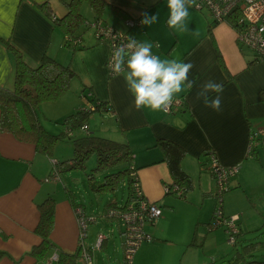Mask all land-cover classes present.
<instances>
[{
  "label": "crops",
  "instance_id": "crops-1",
  "mask_svg": "<svg viewBox=\"0 0 264 264\" xmlns=\"http://www.w3.org/2000/svg\"><path fill=\"white\" fill-rule=\"evenodd\" d=\"M67 1L0 0V85L12 87L14 83L15 59L6 43L9 39L31 63L37 64L44 54L49 53L61 62L70 63L76 73L71 81L70 94L68 90L58 100L43 102L52 103L42 104L48 110L47 118L61 121L60 116L65 114L60 113L62 108H68L65 111L67 114L77 110L84 102L82 94L85 91L110 102V110L98 112L102 118L94 127L91 120H94L95 112L92 113L89 128L91 131L98 130L100 135L128 142L144 195L162 207V215L151 223L153 226L146 224L152 239L139 245L132 264L149 262L152 255L147 257L153 254L152 250L157 245H176L179 251L180 246H185L192 225L189 245L201 246L208 231L215 229L207 225L216 206L215 180L207 168L208 149L216 153L223 165L240 164L238 173L230 178L229 189H234L223 194L222 208L226 215H240L239 234H242L243 226L249 223V214L244 206L247 202H243V207H229V203L237 197L245 201L248 197H257L261 205L259 211L264 210V197L258 193L259 190L264 193V146L259 145L249 151L250 133L264 128V58L254 60L253 52L237 43L235 28L228 20L214 22L207 10H198L193 5L189 8V31L178 34L167 24L168 0H105L99 15L84 0L80 11L87 20L89 16L83 11V4L94 19L99 16L106 23L130 31L138 41L152 42L153 54L161 59H177L193 64L189 79L195 84L191 91L178 95L184 98L179 110L170 113L149 109L138 111L124 76L110 75L108 71V44L92 34L88 36L85 27H80L76 33L81 38L80 43L75 48L68 45L62 26L41 6L45 3L52 10V15L61 17L69 9ZM143 12L149 16L156 14L158 22L151 26L126 24V19L130 17L142 19ZM194 32L199 35H193ZM219 52L231 77L218 60ZM208 80L223 85V92L219 94V111L206 107L202 99H197V92ZM216 95L210 93L212 98ZM159 137L172 139L186 150L181 163L193 178L194 186L185 196H178L176 201L171 198L173 193L166 190L172 182L169 166L162 160L161 147L154 145ZM54 152L53 156L42 154L33 143L0 130V251L4 252L0 264H53L57 259H52V256L59 255L60 249L77 251L80 247L77 206L92 217L84 238L88 247L95 243L98 232H104L110 225L108 232H104L107 237L100 248L93 250V256L96 250L108 247L109 239L117 236V230L124 255L122 221L115 217L114 222V218L106 214L109 207H104L100 217L89 213L85 205L76 200L62 173L59 178L52 177V159H59ZM48 195L56 198L54 227L50 233L56 247L43 259H37L30 250L41 241L40 235L35 232L40 218L38 203ZM177 203H187L185 208H191L183 214L185 226H181L182 221L176 220ZM200 223L207 229L202 234L204 238L201 237V242H198L197 227ZM94 228L97 229L94 231ZM223 231L227 234L224 228Z\"/></svg>",
  "mask_w": 264,
  "mask_h": 264
},
{
  "label": "trees",
  "instance_id": "trees-1",
  "mask_svg": "<svg viewBox=\"0 0 264 264\" xmlns=\"http://www.w3.org/2000/svg\"><path fill=\"white\" fill-rule=\"evenodd\" d=\"M83 1H67L69 7L67 13L61 17L56 16L54 19L62 26L66 37H80L76 33L87 21L80 11ZM87 1L99 15L105 0ZM41 6L53 18L52 10L45 3H42ZM229 22L232 24V20ZM6 43L14 55L15 72L12 87L0 85V130L9 131L20 140L33 143L38 152L48 156H53L54 147L59 140L69 137L73 142L74 153L69 159H57L55 166L58 172L61 174L67 170H85L88 159L95 154L96 164L91 171H86L89 187L99 194L111 193V197L104 207L108 208L119 204L121 207L126 206L134 198L133 151L127 141L96 134L89 128L92 113L110 110V102L93 96V94L88 96L87 101L93 103L94 107L87 106V101L84 100L77 110L62 119L61 123L65 129L53 133L42 123L39 108L43 102L60 99L70 89L71 81L76 76L74 69L70 63L61 62L49 53L44 54L37 64H33L12 41L7 39ZM66 43L70 45V40L66 39ZM73 46L77 47V43ZM218 60L228 72V76L231 77L232 74L220 52ZM79 131H83V133H78ZM154 145L161 147L162 160L166 161L169 166L172 177L169 186L171 187L175 183L182 190L180 194L171 189L167 192L175 193L181 197L185 196L186 192L194 186L193 178L183 169L181 163L186 155L185 148L180 143L165 137L157 138ZM121 186H126V196L119 203L116 192ZM55 205L56 198L53 195H48L38 203L40 218L35 232L40 235L41 241L30 250V253L37 259H43L56 247L50 239V233L54 227ZM74 205L77 204L74 202ZM213 217L214 211L211 221L207 223L210 228H216L213 226ZM256 246L255 241L250 242L245 245V251L252 252ZM3 253L0 251V257ZM58 254V259L53 264H78L83 259L81 246L75 252L60 249ZM241 258L243 256L239 252L236 260ZM256 262L262 264V261L256 260L245 264Z\"/></svg>",
  "mask_w": 264,
  "mask_h": 264
},
{
  "label": "built area",
  "instance_id": "built-area-1",
  "mask_svg": "<svg viewBox=\"0 0 264 264\" xmlns=\"http://www.w3.org/2000/svg\"><path fill=\"white\" fill-rule=\"evenodd\" d=\"M193 6L198 10H207L213 17L214 22L222 20H232L233 27L236 31L237 43L251 50L254 58H264V0H194ZM56 15H53V19ZM230 18V19H229ZM141 18H128L126 24L129 26L142 25ZM87 22V21H86ZM93 27L95 38L99 41L106 42L109 46V53L106 65L110 75H114L111 70L112 55L114 50L123 44H126L130 38H135L130 31L115 27L106 23L102 19H95L87 22ZM70 45L80 43V37H69ZM136 39V38H135ZM137 40V39H136ZM92 92L85 91L82 94L84 100L87 101L88 96ZM184 104L183 97H176L171 105L168 113L179 110ZM87 106L94 107L93 103L87 101ZM259 145L264 146V128H259L249 135V151L252 152ZM209 157L207 168L212 172L215 180V198L216 206L214 208L213 226L223 227L227 233L230 244H236L237 237L240 233L238 213L226 215L223 212V194L230 188V178L239 171V162L231 165H223L218 159L216 153L212 149L207 150ZM57 159H52L51 175L59 178L60 173L56 169ZM132 175L135 177L133 183L134 198L124 207L119 205L111 206L106 209V214L112 218H119L124 226V255L123 258L127 264H132L135 252L139 245L145 241L152 239V234L146 230V224L154 222L162 215V207L157 201L148 199L141 188L140 181L136 174V169L132 166ZM170 185V184H169ZM166 187L181 193L182 190L177 184ZM77 221L79 224L80 246L82 248V256L87 264H96L93 256V250L100 248L103 240L107 237L104 232L97 234L95 243L89 245L85 242L89 223L92 221L90 214H87L81 206L75 208ZM52 259H58V255L54 254ZM260 264V263H253Z\"/></svg>",
  "mask_w": 264,
  "mask_h": 264
},
{
  "label": "rangeland",
  "instance_id": "rangeland-1",
  "mask_svg": "<svg viewBox=\"0 0 264 264\" xmlns=\"http://www.w3.org/2000/svg\"><path fill=\"white\" fill-rule=\"evenodd\" d=\"M82 8L83 11H85L89 16V20H87V22L94 21L95 19L92 13H90V10L87 8L86 4H83ZM87 22L82 24L81 28L85 27L88 36H90L91 34L94 35L93 27L89 26ZM68 92L70 94L71 90H69ZM72 92L74 93L73 90ZM42 104L40 105L42 107L39 108V115L44 126L48 125L50 129L54 130L53 133H58L61 130L65 129V126L61 123V121L65 117V115H68L67 112H65L68 108L61 109L60 113L65 114L63 116H60L61 121H57L55 119H50L49 116L47 118L48 110L47 108H45V105ZM92 118H94V120H91V125L94 127V124H98L102 117L98 112H95ZM93 132L100 135V132L98 130H94ZM78 133H83V131H79ZM73 150L74 146L72 140L69 137H66L56 143L54 147V155L62 160L69 159L73 156ZM95 164L96 156L94 154L91 156V158L88 159L85 170H67L63 171L62 175L66 178V185H68V188L71 189L75 194L76 200L81 204H84L86 210L89 213H94L99 216L103 214L105 203L111 197V193L104 192L102 194H99L89 187L86 171H91L92 167H94ZM233 189L227 190L225 194L232 191ZM258 193H260V197H264V193L262 191L259 190ZM170 195L173 196L171 197L173 198V201L179 199V195L175 193ZM125 196L126 186H121L116 192V198L118 199V202H122ZM256 198L252 199L248 197L245 201V199L237 197L235 198V200L229 203V207H237L238 205H240V207H243V202H247L244 204V206L247 208L246 213L249 214V223L248 225L243 226L244 232L238 235L236 244L229 243L227 234H225L223 231V227H218L217 229L215 228L211 231H208L206 238H204L202 234L207 229V226L200 223L197 227V241L201 242L199 239L201 237L204 238L201 246L189 245L193 233L194 225H192L190 236L188 240H186V244L184 247L181 248L180 246V249L178 251L179 247L176 245H157L152 250L153 254L148 255L147 258H149L151 255L152 256L150 258V261L146 264H245L253 260L259 262L262 261L261 263L264 264V210L259 211V209H261V205L259 204L258 200H256ZM262 202H264V199L262 200ZM185 204L187 203L176 204V220L182 221L181 226H185V220H183L184 212L186 211V209H191L185 208ZM164 209H168V207H164ZM192 209L195 211L194 208ZM112 220L116 222L115 218ZM148 225L153 226L151 223H148ZM108 227H110V225H108ZM107 228L104 229V232H108L109 228ZM96 229L97 228H94L93 230L95 231ZM182 232H186V230L182 229ZM116 233L117 236L111 235L112 237L108 241L107 248L96 250L94 259L96 258L97 264L125 263L120 243V232L117 230ZM178 236L184 237L183 235L181 236V234H178ZM254 241L255 243H257V246L253 248V251H245V245ZM239 252L243 256V258L236 260ZM144 262L142 264H144ZM78 264L87 263L84 259H82Z\"/></svg>",
  "mask_w": 264,
  "mask_h": 264
},
{
  "label": "clouds",
  "instance_id": "clouds-1",
  "mask_svg": "<svg viewBox=\"0 0 264 264\" xmlns=\"http://www.w3.org/2000/svg\"><path fill=\"white\" fill-rule=\"evenodd\" d=\"M194 0H168L169 28L178 34L189 31V8ZM141 24L151 26L158 22V16L147 12L141 13ZM193 35L198 36V32ZM153 43L130 38L126 44L118 46L112 55L111 70L119 76L123 75L128 91L134 97L136 110L149 109L154 112L167 113L175 98L184 92L191 91L195 81L189 79L193 68L191 62L177 59H161L153 54ZM223 85L208 80L197 92V99H202L206 107L219 111L221 107L220 93ZM210 93H217L212 98Z\"/></svg>",
  "mask_w": 264,
  "mask_h": 264
}]
</instances>
